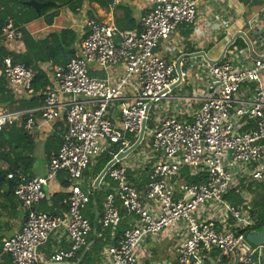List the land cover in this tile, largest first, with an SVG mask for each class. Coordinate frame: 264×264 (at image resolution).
Returning <instances> with one entry per match:
<instances>
[{
    "label": "built area",
    "instance_id": "2783aa9c",
    "mask_svg": "<svg viewBox=\"0 0 264 264\" xmlns=\"http://www.w3.org/2000/svg\"><path fill=\"white\" fill-rule=\"evenodd\" d=\"M122 1L113 0L110 8ZM138 1L146 11L135 30L93 18L85 22L72 58L49 68L52 81L40 106L0 110V130L22 123L29 131L37 118L64 122L43 178L7 174V181H16L13 195L25 210L23 225L2 242L12 264H41L39 249L53 235L63 236L67 248L55 251L49 264H70L85 250L92 226L83 211L93 185L83 174L101 155L115 158L128 150L142 129L137 148L104 175L113 187L103 184L109 192L96 221L100 229H111L112 242L100 263L218 264L228 258L232 264L238 258L240 264H264V244L250 248L244 240L255 225L246 191L264 184V31L256 26L264 5L248 20L242 45L229 42L221 60L180 68L178 82L177 63L157 48L178 27L193 24L205 0ZM21 39V27L8 19L0 42ZM33 76L10 57L0 58V79L29 99ZM163 102L162 119L150 120L151 109ZM112 146L119 151L113 153ZM129 168L146 173L141 190L129 181ZM61 172L70 184L63 213L41 212L43 188ZM229 195L234 199L227 200ZM122 221L126 228L115 236ZM165 232L176 243L169 262L145 251Z\"/></svg>",
    "mask_w": 264,
    "mask_h": 264
},
{
    "label": "crops",
    "instance_id": "0c3cea01",
    "mask_svg": "<svg viewBox=\"0 0 264 264\" xmlns=\"http://www.w3.org/2000/svg\"><path fill=\"white\" fill-rule=\"evenodd\" d=\"M111 3L107 6V8L101 7L96 0H83L82 4L76 8L65 5L58 9L57 16L53 19L50 26L46 24L45 18H39L24 25L23 28L34 40H42L50 33H58L62 30L70 29L76 34L77 38L73 45L74 51L78 40L85 33L84 24L88 19L93 18L99 22L114 24L117 28V23L121 25L123 22L125 23L128 22L129 19H132L135 22V25L138 26L139 18L146 11V4L138 0H123L122 2L116 4L113 8H110ZM263 5L264 1L259 6L247 8L240 0H205L198 6L197 18L195 22L191 25H182L178 27L170 39L161 41L159 47L157 48V52H159L165 60H173L176 63H178L180 58L185 57L179 62V68L184 70L185 68L191 66L190 68L194 70L201 65L202 60L204 59V57L200 55L201 53H203V55L209 60L218 59L221 56L222 50L229 42L236 41V44L242 45V38H245L243 33L247 30L248 20L259 12ZM223 19H225L224 24L222 23ZM128 25L131 26L130 24ZM256 26L264 31V18L259 17L256 21ZM135 29H137V27L130 30ZM188 31H190V34L186 35ZM1 45L8 52L17 54L24 52V46L21 41H3L1 42ZM195 54L199 55L189 57L190 55ZM51 66L53 65L40 64V69L47 73L50 83L52 81L51 71L49 70ZM192 79L193 77L191 76L188 80L190 81ZM7 88H11L10 91L14 100L19 101L29 99L25 97L22 89L12 87L9 84L7 85ZM188 89L186 88L185 90L188 91ZM1 109L2 108L0 107V110ZM112 114L116 115V112L113 111ZM63 132L64 122L62 120H56L53 123L46 124L37 118L35 120L34 127L27 131L32 138L34 146L31 154V162L27 167L28 169L24 171V173L22 171L21 172L30 178H43L46 175L50 157L58 150L60 138ZM97 161L98 158L90 166L88 171L83 174V180L89 185L90 183L93 185L86 208L83 211V216L92 222V234L94 233L97 237L102 236L101 238H106V231L99 228L96 218L101 212L104 198L109 192V188L113 187V183H111L106 177H103L97 187H94L95 180L98 176L93 177V169L95 168ZM5 169L6 165L0 161V170ZM127 173L133 175L134 178L138 180L141 187L144 183H146L145 172L132 171L129 168ZM60 178L61 177L57 176L43 188L46 198L39 206V210L41 212L53 215L63 213L64 206L62 201L68 197L70 184L68 187H62ZM103 184L105 186L108 185L109 188L104 189ZM94 191H97V194H100L96 197V201L92 200ZM55 195H63L64 197L58 203L57 200L53 199L55 198ZM235 201L238 203L237 200ZM0 204V264H12L10 257L4 255L1 251L2 242L16 233L23 225L25 210L20 206V203L17 204V207H13L0 199ZM97 227L99 228L98 231ZM252 232L255 231H251L250 233ZM168 235L171 234L169 232H165L164 238L158 239L157 244L154 242L150 244L148 242L145 246V251H147L146 253L152 258L169 262V254H173L175 252L176 243L174 238H172V241L165 245V237ZM89 238H91V235ZM91 245L92 241L88 240L85 250L77 255V258L70 264H101L99 256L97 262H93L85 255ZM164 245L166 246V249ZM65 248H67V243L63 236H51L49 240L39 249L40 263L49 264L48 260L50 256L53 255L55 251ZM143 254L145 255V252ZM222 260L223 258L220 259L218 264H220ZM171 264L174 263L171 262ZM227 264H230L229 259Z\"/></svg>",
    "mask_w": 264,
    "mask_h": 264
},
{
    "label": "trees",
    "instance_id": "16d2710c",
    "mask_svg": "<svg viewBox=\"0 0 264 264\" xmlns=\"http://www.w3.org/2000/svg\"><path fill=\"white\" fill-rule=\"evenodd\" d=\"M27 1L28 0H0V36L6 21L11 19L16 26H21L22 39L20 41L24 46V52L17 54L8 52L0 42V58L10 57L14 63H21L27 69L33 71L32 89L34 95L28 100L23 99L16 101L10 91L11 88H7V82L0 79V107L2 109L27 110L40 106L42 101L41 94L50 84L48 75L40 69V64L64 66L72 58L74 52L73 45L77 38L72 30L65 29L58 33H50L42 40H34L30 34L24 30L23 26L39 18H45L46 24L50 26L53 19L57 16L60 7L69 5L76 8L82 4L83 0H38L40 4H43L38 13L35 9L23 5V3ZM240 1L247 8H250L252 6L261 5L264 0ZM96 2L101 7L107 8L112 0H96ZM125 23L123 22L121 25L117 23L118 28L120 30H130L137 27L132 19H129V21ZM189 34L190 31H188L186 35ZM33 148L32 138L27 131L24 130L22 123L21 126L18 123H13L0 130V161L7 166L5 170H0V199H2L3 202L10 204V206L17 207L19 202L13 195V187L16 185V181H7V174L13 171H22L24 173L31 162ZM111 151L116 153L118 147L113 146ZM111 159L112 156L108 153L101 155L93 169V177H97ZM58 176L61 177V186L68 187L69 181L67 175L64 172H61ZM127 177L138 190H141L145 184L144 183L141 187L138 180L130 173H127ZM191 181L194 182L195 180ZM97 193V191L93 192L92 200L96 201ZM233 196L234 195H229L227 200L234 199ZM259 196L260 198L258 200L253 201L252 206V216L255 220V225L251 230H247V232H258L264 229V187L262 191L259 192ZM63 197V195H55V198L53 199L57 200L59 203ZM90 224L93 227L92 222H90ZM124 228L125 222L122 221L115 229L114 235L120 234ZM98 230L99 228L97 227V231ZM90 235L91 238L88 237V240L92 241V245L86 251L85 255L88 256L91 261L95 262L97 259L96 256L99 254L101 248L107 243H111V229L108 228L106 230V238H101L102 236L97 237L96 234H92V231ZM91 254H93L92 259ZM227 261L228 259L223 258L220 264H227Z\"/></svg>",
    "mask_w": 264,
    "mask_h": 264
},
{
    "label": "water",
    "instance_id": "95a60500",
    "mask_svg": "<svg viewBox=\"0 0 264 264\" xmlns=\"http://www.w3.org/2000/svg\"><path fill=\"white\" fill-rule=\"evenodd\" d=\"M23 5L25 6H29L33 9L36 10V12L38 13L41 9L42 4H40L37 0H28L27 2H24ZM227 48V46L225 47V49ZM224 49V51H225ZM199 54H195V55H190L189 57H195ZM200 55H202V57H204V59L208 62V63H212L211 60L207 59L203 53H201ZM185 57L180 58V60L177 63L176 66V70L175 73L178 77V82L180 81V68H179V62L184 59ZM222 58V54L220 56V58L218 60H221ZM175 86V85H174ZM173 86V87H174ZM143 135V129L141 131V134L137 140V142L132 145L128 150L119 153L115 158H113L110 162H108V164L104 167V169L100 172V174L98 175V177L95 180V185L94 187H97V185L100 183V181L102 180V178L104 177V175L106 174L107 170L116 162V161H121L122 159L126 158L128 155H130L138 146L141 138ZM244 240L246 242V244L250 247V248H255L258 247L260 245L264 244V229L258 231V232H252V233H248L244 236ZM233 264H240L239 259L236 258L233 262Z\"/></svg>",
    "mask_w": 264,
    "mask_h": 264
},
{
    "label": "rangeland",
    "instance_id": "374dc122",
    "mask_svg": "<svg viewBox=\"0 0 264 264\" xmlns=\"http://www.w3.org/2000/svg\"><path fill=\"white\" fill-rule=\"evenodd\" d=\"M224 20L225 19H223V24H224ZM220 22V21H219ZM212 23V22H211ZM166 103H161V104H159V105H157V106H154L152 109H151V111H150V114H149V119L150 120H152V119H154V120H156V121H160L161 119H162V117L164 116V114H165V109H166ZM149 124H150V122H149ZM143 149V148H142ZM264 185V184H263ZM263 185H252L250 188H249V190H247L246 192H247V194H251V196H252V199H253V201L254 200H258L259 198H260V196H259V192H261L262 191V189H263ZM100 194H97V196H99ZM96 196V197H97ZM172 241V237H171V235H168V236H166L165 237V245H167L168 243H170ZM151 243H153V241L152 242H150V244ZM164 245V246H165ZM106 246V245H105ZM105 246H103L102 248H101V250L99 251V254L96 256V262H97V260H98V256H99V258H100V256H101V253H102V250L104 249V247ZM151 246V245H150ZM165 249H166V246H165ZM159 254H160V252H159ZM93 258V254H91V259Z\"/></svg>",
    "mask_w": 264,
    "mask_h": 264
}]
</instances>
